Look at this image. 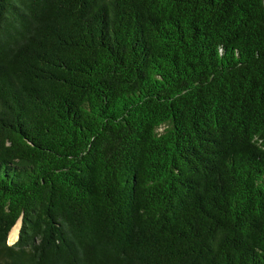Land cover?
Segmentation results:
<instances>
[{"label":"trees","instance_id":"1","mask_svg":"<svg viewBox=\"0 0 264 264\" xmlns=\"http://www.w3.org/2000/svg\"><path fill=\"white\" fill-rule=\"evenodd\" d=\"M0 264H264V0H0Z\"/></svg>","mask_w":264,"mask_h":264}]
</instances>
